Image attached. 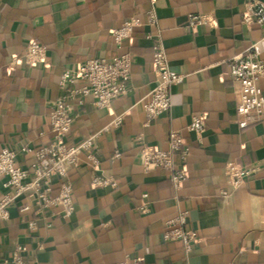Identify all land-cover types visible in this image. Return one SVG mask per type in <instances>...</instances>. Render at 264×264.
Listing matches in <instances>:
<instances>
[{
  "label": "crops",
  "instance_id": "1",
  "mask_svg": "<svg viewBox=\"0 0 264 264\" xmlns=\"http://www.w3.org/2000/svg\"><path fill=\"white\" fill-rule=\"evenodd\" d=\"M249 1L0 0V151L36 149L51 141L48 112L66 94L60 86L65 70L90 58L124 52L135 57L128 94L107 110L86 99L67 138L74 145L101 133V169L119 181L118 189L91 185L82 154L70 173L75 213L53 219L51 227L39 220L31 231L18 206H10V218L0 222V264L18 244L28 246L26 264H115L127 258L185 264L182 242L164 239L166 221L179 211L187 213V229L200 238L190 264H264V121L243 129L234 123L238 97L228 65L229 58L258 41L264 58V25L242 20ZM152 2L171 69L186 77L172 90L171 109L155 119L139 103L157 82L153 44L146 37L153 28L143 26L121 48L112 37L124 21L146 19ZM193 13L211 14L213 26L190 30ZM30 40L47 47L45 64L12 68L11 60ZM260 85L264 91V77ZM199 114L206 115L208 127L201 140L187 128ZM121 115L123 124L106 130ZM175 129L192 149L187 180L177 190L165 170L146 172L140 161L142 145L168 148ZM116 151L122 155L112 159ZM33 159L23 154L18 163L29 168ZM229 161L257 165L260 171L233 190L225 175ZM222 189H229L227 198ZM4 193L0 184V198ZM143 193L151 202L146 214L136 211Z\"/></svg>",
  "mask_w": 264,
  "mask_h": 264
},
{
  "label": "built area",
  "instance_id": "2",
  "mask_svg": "<svg viewBox=\"0 0 264 264\" xmlns=\"http://www.w3.org/2000/svg\"><path fill=\"white\" fill-rule=\"evenodd\" d=\"M246 7L243 22L248 25L253 23L264 25V3L260 0H251ZM214 22L211 14L193 13L189 16L188 26L190 30L196 31L201 26H213ZM145 25L153 28V32L146 34V37L153 44L152 61L157 82L139 103L149 119H155L171 109L172 90L186 77L171 69L153 2L146 19L131 18L113 29L115 45L121 48L125 40L133 38ZM47 51V47L40 41L30 40L25 51L20 56L13 57L11 67L21 64L29 66L45 64ZM134 64V55L124 52L112 58H90L85 63L63 72L60 86L66 94L56 100L48 112L52 131L51 141L36 149L24 145L19 150L6 147L0 151V184L5 191L0 198V222L8 221L9 208L12 205L18 206L20 217L27 221L31 231L38 229V221L42 219L47 221L48 227L52 226V220L55 218L70 219L76 209L70 173L79 166L82 154L86 155L87 164L92 172L91 185L118 189L119 181L113 176H106L101 169L97 143L101 133L92 134L74 145L69 144L67 138L72 132L73 122L78 115L77 110L85 104L86 99L91 97L95 108L107 110L115 99L128 94ZM228 65L238 97L234 123L243 129L264 121V91L260 85V79L264 77L261 41L250 44L240 54L229 58ZM79 82H83V85H79ZM124 115L118 116L106 130L121 126ZM187 128L201 140L208 129L206 115L193 116ZM168 145V148L142 145L140 161L146 172L159 168L165 170L177 190L187 180V160L192 149L186 145L183 134L176 129L170 132ZM23 154L34 156L29 168L18 163L19 157ZM121 155L120 151H116L112 159H119ZM259 171L257 165H241L229 161L225 175L230 188L234 190L243 186L249 177L258 174ZM229 193V189L220 191V195L226 198ZM141 197V203L136 207V211L140 214L149 213L151 202L148 193H143ZM186 223L187 213L179 211L176 217L166 221L164 239L180 240L184 247L185 264H190L189 256L200 238L197 231L187 229ZM27 252V245L18 244L8 257L2 259L1 264H26ZM115 264L144 263L138 258H127Z\"/></svg>",
  "mask_w": 264,
  "mask_h": 264
}]
</instances>
